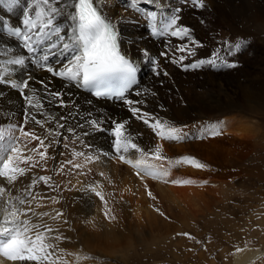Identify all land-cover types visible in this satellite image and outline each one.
<instances>
[{
    "label": "bare ground",
    "instance_id": "obj_1",
    "mask_svg": "<svg viewBox=\"0 0 264 264\" xmlns=\"http://www.w3.org/2000/svg\"><path fill=\"white\" fill-rule=\"evenodd\" d=\"M204 1L202 9L196 7L192 3V0H154V5L150 6L157 10L156 23L158 26L161 22V16H159L161 10L167 15L175 14L176 9H180L178 15L181 24L179 25L191 29V39L199 45L194 48L195 54L189 56L187 62H183L184 64H191L200 60H210L213 57L218 62H223L219 67L206 63L201 70L199 68L192 69L194 72H191L189 69V72L187 70L184 73L181 70L183 67L172 61L174 56L183 55V53H176L175 48L178 44L185 43V41H180L172 36L170 41V35H154L151 30L152 21L150 18H143L145 22L144 28L146 27L147 31L143 28L142 31L137 32L139 26L134 27L132 25L134 20H141L140 18L143 16H148L145 10L149 5L143 3V0H137L134 8L130 0H98L103 15L109 18L120 32L122 51L130 59L134 60L136 64L143 67L140 66L141 75L139 84L126 96L127 99L133 101H141L140 104H134L133 107H139L142 111L149 112L160 120L159 123L152 121V127L140 119L137 120L130 111L129 106L123 101L114 99L110 102L96 99L92 95L82 91L74 82L54 77L40 67L30 66V71L36 80L29 83L23 95L33 97V104L42 103V110L29 106L22 98V93L19 90L0 85V150L2 146L0 160L2 159L1 156L5 154L7 158L6 166L2 168V165H0V241H2L0 243V264H35L34 261L12 260L4 254L3 250L12 240L24 242L28 247L34 249L35 255L41 256L39 264L67 263L64 258L65 253L62 252L69 253L67 248L62 247L57 252L53 249L55 247L53 246L55 238L58 237L57 234L62 227V216L55 219L54 214H49V211H57L61 207L56 205L57 203H53V200L46 197L39 198L37 195L38 190L41 189H49L51 192H55L54 181L64 179L69 182V185L67 184L71 190L69 200L73 204L68 205L67 208L71 210L73 219H77V221L85 220L89 213L97 212L103 208L99 207L100 209L96 210L100 203L99 205L95 203L94 209L91 211L89 204L92 205L95 202L93 201L94 198L92 200L87 194L85 195V190L81 191L80 187L83 185L85 188L91 185L92 187L90 188L97 193L98 186L96 184L98 181L94 180V178L96 179L94 175L101 171L106 173L108 169L106 170L105 168L104 170V165H100V162L99 166L95 164V166H90L84 158H79L77 166L80 168V171L75 172L71 170L70 166H67L66 162V156L68 157L69 154L77 151L84 143L89 144L90 142L94 143L93 145L99 144V146L108 148L101 141L103 137L102 133L99 132L96 136L94 132L92 134L93 129L92 131L89 130L90 127L88 129L89 125H93L89 123L91 121L97 122L96 125L91 127H97L99 130H104L105 125L109 123V119L113 121L117 118L120 123L126 122L125 129L120 135H105L104 141L114 139V141L126 143V146L122 150L113 152L116 156L114 163L120 164L119 158L124 156L127 161L123 158L122 161L124 163L129 162L131 165H124L126 167V170L124 169L125 172H123L125 176H117L119 173L118 167H112V172L109 173H113L115 178H112L114 182H112V179L109 180H112L113 184L121 182L120 187L118 185V190L124 196L131 198L129 200H132L133 212L137 217L142 210L146 214L152 213L151 202L156 199H159L168 208L178 207L179 209H183V207L188 205H194V207L199 205L200 196H202L200 190L202 191L203 189H201V185H198L196 181L207 175V166L201 163L204 158L200 157L199 160L193 162V157H191L192 159H188L187 152L179 147L178 152L172 155L175 160L179 161V164L177 163L179 171L168 170L166 168L168 164L166 166L160 164L159 158L157 157L158 160H156L154 156L165 157L164 151H166L167 142L166 139H162V135L156 136V133L161 132L160 128L163 127L160 117L162 115L169 117L168 125H166L169 130L171 127L177 128L189 121L210 120V124L206 125V123L202 122V125H205L211 134H214L218 128L221 131L219 134L226 136L227 132L241 134L246 132L245 130L247 129H244V125L241 126L242 124L239 121H235L236 119L224 117L229 109L233 111L245 106L254 112L264 109V40L262 44L248 41L256 28H264V0ZM136 8H139L143 14L138 17L137 14L140 13L133 15L132 10L137 11ZM21 14V10L19 8L16 9L13 18L14 24L18 23L15 18L20 17ZM148 23L151 25L150 27ZM215 23H218V25L219 23L226 24L225 26H228V33L239 38L237 43L243 42L239 52H235L233 47L235 44L228 43L227 38L226 40L218 39L217 31L220 28L217 25L216 29ZM228 33H226V36ZM152 36H156L158 41H153ZM4 39L9 38L5 35ZM145 50L151 55V60L157 58L159 51L164 53L158 65V75L145 67L147 63L143 65V60L147 59V56L143 55ZM230 52L235 54L229 55ZM20 53V49H15L0 56V58L7 60ZM232 61L236 62L237 66H226L228 62ZM11 67L6 64L0 65V74H3L6 80L18 79V77L23 75L22 70H17V73L9 75L8 70ZM54 67H59V65H54ZM199 71H210L211 74H208L205 78L197 79ZM164 73H167V75ZM41 79L44 80L47 89L41 87L42 85L39 83ZM204 90L205 94H202ZM48 92L64 93L63 100L66 106L60 107V98H52L47 95ZM137 92H141V95H136ZM226 92L230 93L231 96ZM49 100L51 101L50 103ZM230 100L233 103H230ZM244 102L246 105H242ZM226 103H229L230 106L226 105ZM190 107H192L191 110ZM198 107L200 110L197 112L196 108ZM41 111L54 118L50 119L47 114L42 115ZM191 111H195L194 117L190 115ZM36 113H39V116L43 119L42 124H40L41 127L34 122L37 120L35 118ZM16 135H21L22 137H16ZM13 139L19 141L18 145H15ZM224 140H226L225 137L221 139V141ZM199 144L197 146L200 152L205 151L209 157L213 154L216 145L211 146L210 142L209 144H205V142H200ZM127 148H130L135 156L129 155L126 150ZM143 150L148 151L149 154L139 153ZM92 158L95 159L93 155ZM99 160L102 162V159ZM204 160L206 161L207 159ZM209 160L211 159L209 158ZM90 170L92 171L91 174L88 173ZM41 173L47 176V180L37 181L34 184V177H38ZM119 177L121 179H118ZM199 184H201V181H199ZM33 189H35L34 194L31 199L23 202L24 206L22 208L20 206V212L26 216H39L37 218L38 221H35L36 224L34 226L31 225V227L29 226L30 223L26 225L23 223L22 231L17 234L18 236L14 237L13 235L14 239H11V235L7 234L11 229L14 230L11 223L19 221L14 210H17V204L24 198V194L33 192ZM111 189L109 190L112 192ZM114 196H116L115 193ZM56 198L55 200L57 201ZM89 201L92 203H88ZM201 207L200 204V208L198 209H203ZM62 208L65 209L63 206ZM198 209L197 211H199ZM101 221L97 220L96 225L100 226ZM43 223L47 224L46 228L50 231L53 230V233L49 232L47 235H42L39 229L45 228V224ZM110 235L113 237L112 233ZM98 238L99 236L96 232H91L90 238L84 239L82 245H89V248H91L90 243L93 240L97 241ZM69 243L71 242L69 241ZM69 243L67 244L70 245ZM46 247H49V250ZM37 248L39 250H36ZM50 251L52 253H50L49 257ZM259 253L250 247L237 249L230 264H254L257 261H262L264 257ZM80 258L78 261L83 264Z\"/></svg>",
    "mask_w": 264,
    "mask_h": 264
},
{
    "label": "rangeland",
    "instance_id": "obj_2",
    "mask_svg": "<svg viewBox=\"0 0 264 264\" xmlns=\"http://www.w3.org/2000/svg\"><path fill=\"white\" fill-rule=\"evenodd\" d=\"M204 2L205 1L203 0V3ZM132 11L133 15L140 13L137 14V17L143 14L141 10ZM143 18L149 19V16H143L140 18L141 20H134L135 18L133 19L134 22L132 25L134 27L139 26L137 32L142 31L144 28L145 22L143 21ZM179 24L181 23L179 22ZM217 25L218 23L214 24L216 29ZM225 25L226 24L219 23L218 27L222 29H218L217 31V35L219 37L218 39L226 40L227 38L228 43L236 44L239 38L230 35L228 33V26ZM148 26L150 27L151 25L148 23ZM144 29L146 31L148 30L146 27ZM226 33H228V37L226 36ZM262 33H264L263 27L260 29L256 28L248 41L254 43L259 42L262 44L264 40V34ZM171 38L172 37L170 36V41ZM152 40L158 41V38L156 36H152ZM163 56L164 53L159 51L157 58L154 59L157 62V65H159ZM149 59H151V55L148 53L147 59L143 60V65H145L144 63H147L145 67L152 71L151 69L153 65L149 63ZM187 60L188 58L184 62H187ZM205 65L206 63L203 66ZM203 66L199 69L201 70ZM181 70L184 73L187 72L183 71V68ZM190 70L191 72H194L192 69ZM210 71H199L197 79L207 77L208 74H211ZM200 73L201 75L199 76ZM0 85L11 88L7 84ZM202 94H205V90ZM227 94L231 96L230 93ZM230 103L233 102L230 100ZM226 105L230 106L229 103H226ZM242 105H246V103L244 102ZM185 106H187V104H185ZM191 109L192 107H190V110ZM199 110V107L196 108L197 112ZM231 110L229 109L224 117L229 119L233 118L236 119L235 121H239V123L242 124H240L241 126L244 125V129L247 128L245 130L246 132L241 134L237 132H227L226 136H223L224 134H219L221 131L217 128V131L215 132L216 134H211L205 125H202V122L206 123V125L210 124V120H196L195 122L189 121L190 123L186 122L177 128L171 127L170 132L169 128L166 127V125H168L169 117L167 115H162L160 117L163 127L160 128L161 132L156 133V136L162 135V139L167 140V148L165 147L166 151H164L165 157L154 156V158L156 160L159 158V162L163 166L168 164L166 168L171 171H179V161L172 157L173 153L178 152L179 147L187 152L188 159H192L191 157H193V162L199 160L200 157L207 159L208 161H205L204 159L201 161V163H204V166H207V175L199 179L197 178L198 180L196 179L197 184L201 185V189H203L202 191H206H204V193L200 190L202 196H200L201 200L199 201V205L196 206L197 208L194 207V205H188L183 207V209H179L178 207V209L176 207L168 208L163 202H160L159 199L158 202L156 199L151 202L152 213L146 214L145 211L142 210L138 217L133 212L134 209L133 204L131 203L132 200H129L131 198L124 196L122 192L118 190V185L120 187L121 182L119 181L117 184H113L112 182H114L113 179L115 176L113 173H109L112 172V167L117 166L119 171L117 176H125V173L123 172H125L126 167H124V165H131L129 162L124 163L122 161V158L127 161L124 156L119 158L120 164L114 163L116 156L113 152L122 150L124 146H126L125 142L121 143V141H114V139L104 141L105 135H113L111 130L114 128L115 123H120L119 120L117 118L113 121L109 119V123L105 125L104 130H99L97 127H91L94 125H89L88 129L89 127L90 131L93 129L92 134L93 132L96 136L99 132L103 134L101 141L104 142L105 146L108 148L99 146V144L93 145L94 143L90 142L89 144L84 143V145H82L77 151L72 152L68 157L66 156V162L67 166H70L71 170L75 172L80 171V168L77 166L79 158H84L90 166L94 164L99 166L100 162V165H104V170L105 168L106 170L108 169L106 173L101 171L100 173L97 172L94 175V177H96L94 180L98 181L96 184L98 186L97 193L90 188L92 187L91 185L88 187L86 186L87 188H84L83 185L80 187L81 191L85 190V195L87 194V196L91 199L94 198V200H92L95 202L90 199L93 202L92 205L89 204L91 211L94 209L95 203L98 205L100 203L96 210L101 207L103 208L97 212L95 211L93 213H89L85 220L77 221V219L72 218L73 215L71 210L67 208L68 205L73 204L69 200L71 190L68 188V181L64 179L54 181L56 189L55 192H51L49 189L38 190L37 195L39 198L46 197L47 199H51L53 200V203H57L56 205L61 207L57 211H49L50 215L54 214L55 219L62 216V227L53 244V246L57 247L53 248L54 251L57 252L58 249L62 247L67 248L69 253L62 251L65 253L64 258L66 259L65 262L67 261L66 264H81V262L78 261L79 257H81L80 259L83 261V264H230L235 251L246 247H250L256 252H260L259 254L264 257V109L254 112L245 106L239 107L237 110ZM148 111L150 110L148 109ZM194 114L195 111H191L190 115L192 117H194ZM38 116L39 113H36L35 118H37V120L34 122L41 127L40 124H42L43 119ZM152 125L150 127H152ZM176 133L177 135H175ZM16 137L22 136L16 135ZM224 137L226 140L221 141ZM13 142L15 145H18L17 143L19 141L13 139ZM197 142H205V144H209L210 142L211 146L216 145L213 154L209 157L207 156L208 153L205 151L200 152V149L197 146L200 144ZM126 150L129 155L135 156L130 148H127ZM1 152L2 146L0 153ZM147 152L148 151L143 150L139 153L149 154V152ZM87 154L89 155L87 156ZM92 155L95 159L92 158ZM95 155L97 156L95 157ZM1 157L2 159L0 160V165L4 168L7 164L6 154ZM209 158L211 160H209ZM98 159H102V162L101 160L98 161ZM105 159L106 161H104ZM110 159L114 161L112 162ZM105 162L108 165L104 164ZM91 170L88 172L89 174H91ZM107 173L110 175L108 176ZM103 174L105 175L103 176ZM40 175L38 177H34V184H36L37 181L40 182L47 180V176L44 173H41ZM109 179H112L113 181ZM118 179L121 178L119 177ZM199 181H201V184H199ZM112 187L113 189H111ZM109 189H111L112 192ZM34 191L35 189H33V192L31 191L28 192V194H24V198H22V200L17 204V210H14V213L19 218V221H13L11 225L14 227V230L11 229L10 232H6L11 235V239H14V237L18 236L17 234L22 231L23 223L24 225L30 223L29 226L31 227V225L34 226L36 224L35 221H38L37 218L39 216H26L24 213L20 212V209L24 206L23 202L31 199ZM114 193L116 196H114ZM65 200L67 201L65 202ZM91 201L88 203H92ZM59 204L65 207V209ZM200 204L203 209L199 210L198 208H200ZM171 208H173L174 211ZM197 209L199 211H197ZM61 210L65 211L62 213ZM97 220H102L100 226L96 225ZM46 227L47 224H45V228L39 229L42 235H47L49 232L53 233V230L50 231ZM96 230H99L98 232L100 233ZM14 231L17 232L15 233ZM91 232H96L99 238L97 241L93 240L90 243L91 248H89V245H82V243L84 239L90 238ZM109 232L110 234H113V237L109 234ZM69 241L71 243H69ZM46 249L49 250V247H46ZM36 250H39V248ZM50 253L52 252L50 251L48 256ZM66 254L68 255L65 256ZM263 259L262 261H257L254 264H263Z\"/></svg>",
    "mask_w": 264,
    "mask_h": 264
},
{
    "label": "snow or ice",
    "instance_id": "obj_3",
    "mask_svg": "<svg viewBox=\"0 0 264 264\" xmlns=\"http://www.w3.org/2000/svg\"><path fill=\"white\" fill-rule=\"evenodd\" d=\"M130 2L135 8L137 0ZM192 2L199 8L204 7L203 0ZM143 3L152 6L154 0H143ZM18 8L22 14L15 18L18 23L14 24V13ZM145 11L152 21L151 30L154 35H170L185 41L176 46L175 52L183 55L174 56L173 63L179 64L186 71L198 69L205 63L215 67L223 63L213 57L210 60L184 64L189 56L195 54L194 48L199 45L191 39V29L179 25L180 9H176L175 14L167 15L161 10L159 26L156 23L157 10L149 7ZM5 35L9 39H4ZM242 43L241 41L233 46L235 52H239ZM0 45H6L0 46V56L15 49L21 50L19 55L7 60L0 58V65L12 66L8 70L9 75L17 73V70H22L23 75L18 79L6 80L4 75L0 74V84H7L19 90L29 106L43 109L42 103L33 104V97L23 95L29 83L36 80L30 71V66H35L54 77L74 82L79 88L92 90L96 97L123 101L133 115L145 124L151 126L152 121L160 122L150 113L133 107L141 101L127 99V92L137 83L138 68L134 60L121 52L116 25L102 14L98 0H0ZM232 54L235 53H229ZM143 55L148 56L147 50ZM149 63L153 65L151 70L158 75L157 62L149 59ZM226 66L237 65L232 61ZM39 83L47 89L42 79ZM47 95L60 98L59 106H66L63 100L64 93L48 92ZM136 95H141V92H137ZM41 114L47 113L41 111ZM90 123L97 124L96 121ZM125 123H115L111 133L120 135L125 129ZM3 251L12 260L34 261L35 264H39L41 260V256L35 255L34 249L19 240H12Z\"/></svg>",
    "mask_w": 264,
    "mask_h": 264
}]
</instances>
